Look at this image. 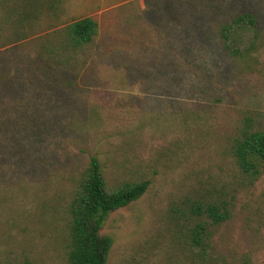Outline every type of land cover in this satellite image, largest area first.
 <instances>
[{
  "label": "rangeland",
  "instance_id": "1",
  "mask_svg": "<svg viewBox=\"0 0 264 264\" xmlns=\"http://www.w3.org/2000/svg\"><path fill=\"white\" fill-rule=\"evenodd\" d=\"M42 1L0 50V264L68 263V206L93 155L110 187L150 181L106 219L107 264H264V174L231 155L244 115L264 128V0ZM240 12L262 43L232 57L215 24ZM85 16L94 42L71 68L47 65L37 40ZM209 203L230 217L196 249L190 208Z\"/></svg>",
  "mask_w": 264,
  "mask_h": 264
},
{
  "label": "trees",
  "instance_id": "2",
  "mask_svg": "<svg viewBox=\"0 0 264 264\" xmlns=\"http://www.w3.org/2000/svg\"><path fill=\"white\" fill-rule=\"evenodd\" d=\"M43 3L42 0H0V50L7 46L5 42L11 40L10 36L16 40L28 36L27 30L38 24L40 14L46 9ZM49 9H56L53 2ZM215 32L232 57L257 50L261 42L258 18L252 12H240L231 20L216 23ZM98 34V21L91 16L81 17L46 33L37 40L35 51L49 66L71 68ZM231 155L250 180L264 174V128L257 127L254 115L246 114L242 118L231 145ZM149 184V180H141L110 187L100 159L91 156L68 206L67 264H107L114 241L110 235L101 233L106 219L112 212L139 199ZM190 211L191 216H198L200 220L188 228L186 242L193 248L206 250L213 235L212 227L230 217L229 209L226 204L209 203L193 205Z\"/></svg>",
  "mask_w": 264,
  "mask_h": 264
}]
</instances>
